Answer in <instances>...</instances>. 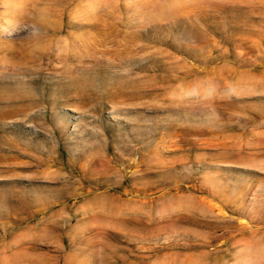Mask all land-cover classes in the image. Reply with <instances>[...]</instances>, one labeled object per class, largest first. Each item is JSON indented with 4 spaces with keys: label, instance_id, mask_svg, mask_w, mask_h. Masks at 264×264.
Segmentation results:
<instances>
[{
    "label": "rangeland",
    "instance_id": "rangeland-1",
    "mask_svg": "<svg viewBox=\"0 0 264 264\" xmlns=\"http://www.w3.org/2000/svg\"><path fill=\"white\" fill-rule=\"evenodd\" d=\"M0 264H264V0H0Z\"/></svg>",
    "mask_w": 264,
    "mask_h": 264
}]
</instances>
